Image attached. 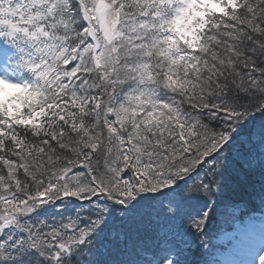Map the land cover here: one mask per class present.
I'll return each mask as SVG.
<instances>
[{
	"label": "snow or ice",
	"instance_id": "1",
	"mask_svg": "<svg viewBox=\"0 0 264 264\" xmlns=\"http://www.w3.org/2000/svg\"><path fill=\"white\" fill-rule=\"evenodd\" d=\"M0 264H264V0H0Z\"/></svg>",
	"mask_w": 264,
	"mask_h": 264
}]
</instances>
